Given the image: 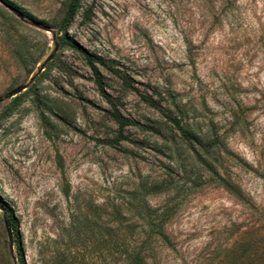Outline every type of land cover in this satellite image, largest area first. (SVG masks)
<instances>
[{
  "label": "rangeland",
  "instance_id": "374dc122",
  "mask_svg": "<svg viewBox=\"0 0 264 264\" xmlns=\"http://www.w3.org/2000/svg\"><path fill=\"white\" fill-rule=\"evenodd\" d=\"M67 4L0 0V264H264V0Z\"/></svg>",
  "mask_w": 264,
  "mask_h": 264
},
{
  "label": "trees",
  "instance_id": "16d2710c",
  "mask_svg": "<svg viewBox=\"0 0 264 264\" xmlns=\"http://www.w3.org/2000/svg\"><path fill=\"white\" fill-rule=\"evenodd\" d=\"M82 1L83 0H68L66 10L64 12V15L61 19L60 26H59V33L62 34V36L60 37L61 43L66 45L67 47H69L71 49H76L77 46L72 42V40H70L67 37L66 34H67L69 26L71 25V23L74 20L75 15L77 14L78 10L81 8ZM81 53L84 57L86 64L88 65L89 69L91 70L92 75L95 77L96 84L100 87L99 71H98L97 66L99 65V66L105 67L106 66L105 62L102 59H100V58H98L92 54H89L85 51H81ZM100 89H101V96L103 97L105 102L110 107L109 115L111 117V120L118 127V134L117 135L120 136L122 134L123 129L125 127L131 125V122L128 119H126L125 117H123L120 114V112L116 109L113 98L110 95H108L107 93H105L101 87H100ZM143 101L147 105H149L151 107H155L154 102L152 100H150L148 98H143ZM177 118L174 116L172 118H169L168 121L173 124V127L176 129V131H178L180 133L181 137L184 140L187 141L188 139L193 138L194 137L193 129L188 127V126H182L180 124V122L178 120H176ZM213 141L215 142L216 140H213ZM225 189L229 193L233 194L235 197L241 198V193H240L239 189L235 188L233 185L227 184L225 186ZM2 207H3L2 209L5 212H8V210L5 206H2ZM7 216H8V223H9L11 231H15L14 230L15 222H14L13 217L9 214ZM262 239H264V236H262Z\"/></svg>",
  "mask_w": 264,
  "mask_h": 264
},
{
  "label": "water",
  "instance_id": "95a60500",
  "mask_svg": "<svg viewBox=\"0 0 264 264\" xmlns=\"http://www.w3.org/2000/svg\"><path fill=\"white\" fill-rule=\"evenodd\" d=\"M21 89H22L21 87L14 89L12 92H10L8 94V96H13V95L19 93L21 91ZM4 230H5L7 239L10 241V239H11V229H10L8 220H4Z\"/></svg>",
  "mask_w": 264,
  "mask_h": 264
}]
</instances>
